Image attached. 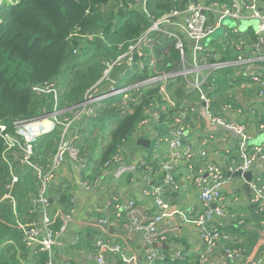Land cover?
<instances>
[{"label":"trees","instance_id":"1","mask_svg":"<svg viewBox=\"0 0 264 264\" xmlns=\"http://www.w3.org/2000/svg\"><path fill=\"white\" fill-rule=\"evenodd\" d=\"M188 1L146 0L145 6L151 17L142 10L138 0H15L9 5L3 3L0 23V126L5 125L6 132L14 133L15 122L34 119L53 111L55 101L52 94H37L32 90L35 84L51 81L59 85L58 109L61 118L71 117L70 108L81 103L87 90L102 77L105 60L116 58L121 52L120 46H126L140 37L153 20L181 8ZM207 2L230 5L232 0ZM76 32L83 35L103 34L104 38L97 37L94 41H87V38L84 41L80 36L70 38ZM221 40L222 44L219 43L216 49L220 55L218 60L232 61L237 57L239 42L253 44L257 37L251 28L245 33H233L228 29ZM228 42L237 44L230 47ZM224 46L227 47L224 49ZM74 49H78L77 54L73 53ZM158 51L163 62L158 67L159 72L177 70L174 62L180 55L174 48V41L168 38L162 40ZM233 68L238 69L232 65L219 71H223L221 75H227L232 73ZM144 73L135 75L134 79H144L147 76ZM174 80L179 81L180 78H174L169 86ZM161 87L162 81H157L135 88L140 101L130 102L131 110L127 113L123 112L121 106L122 94L106 100L97 115L89 119L91 123H86L87 131L83 132L85 137L82 141H75L81 157L94 137L104 138V134L110 130V138L97 158L102 168L132 137L138 125L147 117L148 110L157 109L160 112L159 123H163L167 113L161 109L165 104ZM166 124L164 130L168 132ZM61 131L62 127L57 126L39 137L34 144L33 160L45 169L53 162ZM2 135L0 127V198L7 193L11 197L0 201V264H45V255L38 248L25 243L24 230L20 226H31L39 221V212L33 203L40 189L39 178L33 168L21 163L19 149L7 150ZM93 144L97 150V141ZM148 167L154 172L158 170L163 177L157 162L147 160L140 168L145 171ZM47 194L52 199L51 212L54 227L58 229L63 222L59 213H68L73 207L71 195L55 180ZM249 211L250 215L244 223H238L240 219H235L232 224L220 228L223 232L231 231L237 235L238 239L227 244L242 252L241 255L252 251L255 245L253 238L258 236L257 228H263L264 211L260 205L251 204ZM250 220L255 225H247ZM165 254L167 257L156 264H190L182 254L174 260L167 251ZM195 264L201 262L196 260Z\"/></svg>","mask_w":264,"mask_h":264},{"label":"built area","instance_id":"2","mask_svg":"<svg viewBox=\"0 0 264 264\" xmlns=\"http://www.w3.org/2000/svg\"><path fill=\"white\" fill-rule=\"evenodd\" d=\"M146 0H138L142 10L151 17L145 6ZM262 5L260 6V3ZM4 0H0V23L1 8ZM226 17H233L240 21L241 19L254 18L258 19V26L255 30L257 41L253 44L247 41H241L237 45L240 50L236 59L232 61L208 60L212 58L215 50L212 47L204 46L203 42L211 39L213 34L224 27L223 20ZM233 33H240L239 29H231ZM182 31L191 41L192 45L180 33ZM227 31V30H226ZM80 36L85 41H94L97 37L104 38L103 34H81L76 32L70 36ZM172 39L174 48L179 53V65L177 70L169 72H159V65L162 62L161 52L158 51L159 46L164 39ZM237 44V43H236ZM247 48V52L242 49ZM121 52L114 59L104 61L105 67L102 77L87 90L83 101L70 108L71 117L61 118V111L58 109L60 98V89L56 81L35 84L32 90L37 94H52L55 105L54 110L42 116L30 120H22L15 122L14 133L6 132V126L1 125L3 139L6 143L7 150L19 149L22 157L21 163L25 166L33 168L40 181V189L38 195L33 199L34 206L39 212V221L34 225L20 224L24 230V241L32 248H38V251L45 255V264H55L57 255L55 247L57 239L63 233L67 224V214L59 213L63 218L62 225L56 229L51 212V198L47 192L53 184L58 169L67 161L72 160L81 163V167L86 169L80 149L75 141L76 137H69V130L74 122L83 118L92 119L97 115L98 109L103 103L115 96L123 95L122 101L126 104L124 113L131 110L130 102H139V94L134 91L142 85L162 81L161 94L165 101L168 93L170 82L180 75L184 76L183 85L187 92L195 94L202 103V114L207 119L208 124L213 131H221L223 133L234 134L238 138V152L240 156L239 164L233 171L248 172L252 171V167L256 159L263 155L264 146H248L249 133L244 124L235 121H228L222 115L214 112L213 101L207 92L206 83L210 80L214 71L222 69L226 66H237L238 71L248 76L250 81L257 86L258 95L264 96V66H258L264 63V5L263 0H232L230 5L220 3H208L207 0H189L188 3L175 8L171 12L162 17L153 20L151 26L137 39L128 45L120 46ZM74 54L78 53V49H74ZM190 53V54H189ZM126 64L117 81L111 78L113 69L117 65ZM168 66V65H167ZM257 66L259 69H257ZM260 68L262 70H260ZM146 72L144 79H134L135 75ZM145 74V73H144ZM228 109H232V105H227ZM163 111L167 109L165 104L161 107ZM153 116L160 118V112L157 109H150ZM149 110V111H150ZM167 112V111H166ZM147 120L143 121L146 122ZM57 126L62 127L61 138L53 157V162L48 169L39 165L33 160L34 144L44 134L53 131ZM264 130V124H262ZM187 127L182 119H176L168 129L167 144L170 151V158L160 164V172L163 177L157 183L147 186L143 190V195L152 197L156 205V212L153 217L146 219L137 214L135 202L133 200L117 201L113 205L116 217L126 215L130 218L131 227L134 230L141 231L144 234L146 243L150 246L146 253V264H156L163 260L167 255L160 248H153L151 245L158 239L165 237L166 231L160 230V224L172 220L176 211H172L171 205L166 196L168 192L177 191L178 182L175 176V167L178 161H189V168L194 172L195 166L198 168L199 177L197 182L201 187L200 200L205 205V210L195 217H190L185 213L177 212L184 221L193 222L200 229V235L206 244V250L200 255L201 264L207 263V255L220 241L225 243L224 253L227 258L235 259L241 256L236 248L228 246L230 235L221 231L224 220L228 217L227 209L224 205L225 196L223 188L227 184V178L221 166L213 163H199L198 158L205 159L208 154L206 144L209 139L213 138L210 134L203 139L196 153L193 145L185 143ZM122 147L114 158L108 160L105 168L116 166L114 176L119 177L126 172L135 171L136 167L132 165H123ZM194 157H198L197 160ZM144 164V163H143ZM146 173L152 175L158 173L152 168H146ZM81 180L86 187H96L97 180L89 179L86 175H81ZM254 190V202L264 204V184L250 182ZM10 194H5L0 201L10 198ZM216 204L215 207L212 205ZM101 225L109 223L108 217L98 219ZM173 229V228H172ZM172 229H169L171 231ZM80 237L71 240V245H78ZM119 255L124 263L137 264L135 257H126L121 247L113 244L103 237H98L94 244V250L88 256L92 259V264H109V256ZM181 253L176 252L170 256L172 260L180 258ZM65 264H71L70 259H63ZM249 264H264L262 259H254Z\"/></svg>","mask_w":264,"mask_h":264},{"label":"crops","instance_id":"3","mask_svg":"<svg viewBox=\"0 0 264 264\" xmlns=\"http://www.w3.org/2000/svg\"><path fill=\"white\" fill-rule=\"evenodd\" d=\"M14 1L4 0V3L11 4ZM260 4L262 5V2ZM249 28L256 30L253 26H249L246 31ZM180 33L188 41V44L192 45L186 35L182 31ZM223 34H227V31ZM222 35L211 37V39L203 42L204 46L212 47L215 50L212 58L208 60L220 59L217 52L219 50L216 51V49H218L219 43L222 44ZM227 45L234 47L236 44L232 45L231 42H228ZM225 47L227 46H224V49ZM242 49L247 52V48L242 47ZM239 52L240 50L236 54L238 55ZM178 65L179 59L174 62V66L178 67ZM257 65L264 66V63ZM258 66L257 69H259ZM219 70L214 71L206 83L207 92L213 101L214 112L222 115L228 121L244 124L249 133L247 142L250 148L264 146V130L262 128V124H264V96L258 95L257 86L250 81L248 76L239 73L238 69L233 68L232 73L227 75H221L223 71ZM260 70L262 69L260 68ZM262 72L264 73V69ZM168 88L167 99L165 100L167 124L165 123L167 119L163 123H159V119L153 116L151 110H148L147 117L143 120L147 121H142L132 137L121 146L123 165H132L136 167L135 171L115 177L114 171L117 165L110 168H101L98 165L97 158L110 136L91 140L92 143L88 145L89 149L82 156L86 169L81 167V163L72 160H67L58 169L55 183L58 185L61 183L64 189H68L73 207L66 213L65 230L57 239L55 264H65L63 259L66 258L70 259L71 264H92V259L88 255L93 252L98 237H103L111 243L119 245L126 257L136 258L137 264H146V253L150 246L146 243L144 234L132 229L130 218L126 215L116 217L113 205L117 201L133 200L137 214L146 219L153 217L157 210L156 205L152 197L143 195V190L150 184L159 182L161 175L159 173L148 175L140 167L147 160L153 163L157 162L160 166L162 162L170 158L167 144L168 132L164 130L166 129L164 125L166 124L169 129V126L177 118L182 119L187 127L185 143L193 145L196 153L200 142L210 134L214 135L206 144L207 157L205 159L194 157V159L197 160L198 158L199 163L213 162L224 170L227 178V184L223 188L224 205L228 217L224 220L223 226L228 223L232 224L231 222L235 219H240L238 223L242 221L244 223V220L249 217L250 205L256 203L254 202L255 192L251 185L249 189H245V178L233 171L241 160L237 146L238 138L234 134L213 131L210 128L201 111L202 103L195 94L185 90L181 79L179 81L174 80ZM229 104L232 105V109H228L227 105ZM121 106L124 112L126 110L124 101H122ZM66 117L68 116L64 118ZM86 123L91 122L87 118L74 122L70 127L69 137H76L77 141L79 139L82 141L85 137L83 132L87 131ZM142 138L151 141L149 147L139 142ZM95 140L98 144L97 150L93 144ZM93 150H95L94 153H92ZM189 164V161L185 159L176 164L175 176L178 188L177 191L168 192L166 196L172 211H176V214L168 223L164 221L160 224V230L166 231L165 237L163 239L158 238L151 247H158L164 252L167 251L170 256L180 252L190 264H195L196 260L200 261V255L206 250V244L201 238L199 227L193 222L184 221L181 215L177 213H185L193 218L206 208L200 200L201 187L197 182L199 167L195 166L194 172H191ZM252 172L251 181L264 184L263 155L256 159ZM83 174L89 179L97 180L98 185L86 187L80 177ZM258 204L264 211V204ZM101 217H108L109 223L101 225L98 222ZM261 223L263 228L262 230L257 228L258 236L253 238L255 245L249 254H242L238 258L229 259L224 253L225 243L220 241L218 246L208 253L206 264H249L254 259L264 260V222ZM247 225L251 227L255 223L250 220ZM169 229L172 230L169 231ZM229 232V242L238 239L237 235ZM77 236L80 237V243L71 245V240ZM108 260L109 264H127L122 261L119 255H111Z\"/></svg>","mask_w":264,"mask_h":264},{"label":"rangeland","instance_id":"4","mask_svg":"<svg viewBox=\"0 0 264 264\" xmlns=\"http://www.w3.org/2000/svg\"><path fill=\"white\" fill-rule=\"evenodd\" d=\"M14 3V2H13ZM6 5H9V3H5ZM261 6V4H260ZM258 19H254V18H247V19H241L240 21H238L237 19L233 18V17H226L223 20V26L222 28H219L212 37H219L220 35H222L226 30L228 29H234L237 28L239 29L240 32L244 33L247 28L249 26H253L254 28H257L258 26ZM179 78L184 81V76L180 75ZM104 135H106L105 137L108 138L109 133L106 132ZM98 138V137H96ZM95 139V137H94ZM102 144V143H101Z\"/></svg>","mask_w":264,"mask_h":264},{"label":"water","instance_id":"5","mask_svg":"<svg viewBox=\"0 0 264 264\" xmlns=\"http://www.w3.org/2000/svg\"><path fill=\"white\" fill-rule=\"evenodd\" d=\"M126 68H127V65H126V64H121V65H117V66H115L114 69H113V72H112L111 78H112L114 81H117V80L119 79V76L122 74V72H123L124 69H126ZM39 119H40V117H39ZM139 142L142 143V144H143L144 146H146V147H149L150 144H151V143H150L151 141H149V140H147V139H144V138L140 139ZM237 174H238V175H241V176H243V177L245 178L246 183H245V185H244V188H245V189H249L250 182H251V180H252V178H253V172H252V171L242 172L241 170H239V171H237ZM51 201H52V199H51ZM212 206L215 207L216 204H213Z\"/></svg>","mask_w":264,"mask_h":264}]
</instances>
